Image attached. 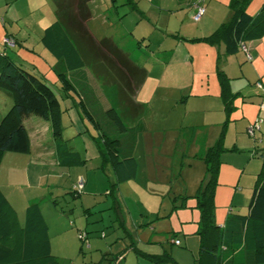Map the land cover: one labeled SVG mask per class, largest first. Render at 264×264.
Masks as SVG:
<instances>
[{
    "label": "rangeland",
    "instance_id": "obj_1",
    "mask_svg": "<svg viewBox=\"0 0 264 264\" xmlns=\"http://www.w3.org/2000/svg\"><path fill=\"white\" fill-rule=\"evenodd\" d=\"M191 1L192 0H90L89 2V10L92 18L87 22V27L91 34H93V37L98 41L103 38L110 39L112 37L117 47L123 49L136 65L146 70L147 75L145 82L138 91L141 101L146 102L147 111L142 116L146 126V132L140 136L134 154V158L142 170L140 178H137V182L139 183L138 188L142 187L145 191L148 189L147 192L151 194L159 193L162 197L149 198L147 196H142L141 198L139 192L138 194L133 192L136 190L133 185H131L132 187L126 185L120 192L122 197V201L121 199L118 200L121 202L120 205L113 203L111 197H109V206H111V208L101 211L100 209L103 206L101 201H103L105 197L101 195L103 193L101 192L102 187L98 188V191L101 193L97 196H91L87 192H83L82 189H79L77 186V179L79 177L75 179L76 172H80V170H74V174L71 177L67 176L65 179L67 188H65L63 192L64 197L60 198L61 194L57 199L58 205L62 208L64 213L62 214L60 209L57 210L53 208V203L49 199H46L40 204L42 214L48 226L51 252L62 264H91L97 262L102 253H119L129 242V237L126 236L127 232H124L123 225H121V219L125 221V228L127 231L132 232L134 231V227L131 226L132 218L139 223L145 224V229L143 231L140 230L143 236L142 242H137L138 246L143 249L142 251L153 253L159 250V254H161L163 250H166L170 252L171 255L172 252L178 253L180 260L193 259V242L191 241L198 240V237L196 231L193 233L190 231L197 229V220L193 217V214L195 212L198 216V211L193 208L194 199L191 197L204 177L205 166L201 157H203L206 148L201 147V155L199 153L198 156L199 159L193 155L197 153L196 151L202 142L206 141L209 143L210 141L211 143L212 141L213 143L214 139H218L222 131L223 140L226 139L225 142L230 146V143H233L231 136L234 134L231 129V126L233 127L232 124H240L244 122L243 120L247 117L245 116V118L241 119L242 111L238 106H236L235 111H233L230 116L231 118H238L235 122L228 121V123L223 124V121H225L224 114V119L219 122V118H215L214 114L211 113V122L207 123L209 126L205 131L201 128L194 129L192 136H187L185 138L187 142H191V144L187 145L177 139L181 126L184 128L188 125L199 124L201 120L200 113H196L200 106L199 98H197L199 95L194 97L198 91L196 87L198 75H192L191 82L194 83V88L188 98L186 106L185 103L181 102V85L189 80L188 75L190 70L192 69L194 71L205 68V65L198 64L201 60L199 61V58L196 57L200 56L204 59L203 46L200 45L197 47L196 45L198 43L190 42V40L195 39L193 37L198 35L201 31L199 23L194 21L190 22L186 19L185 23L182 25L185 17L190 18ZM206 1L207 5L211 4L209 8H207V6L204 7L208 11L207 13L210 18L216 17L217 12H221V10L225 12V8H227L226 5H228V0ZM252 2L253 0L247 7L251 6ZM42 10L46 13L48 11L44 8H42ZM183 38L188 40V42H186L188 47L187 52H189L190 57L194 58V65L191 69L186 63L181 64V52L178 56H169L173 51L176 54L179 52L177 49L179 46L174 47V45L179 43V40ZM4 39L2 40L3 45L1 44V48L5 50L8 55L14 57V53L18 49H15V45L10 47L6 46L4 44ZM171 50L172 52L170 53L169 51ZM37 53H40L38 49H36V55ZM44 57L37 55L36 61L40 59L46 66V71L42 67L43 72L46 73L45 76L52 85L51 82L56 80L57 77L52 69L47 72V68H50L48 64L54 65L55 63H50L48 61L51 59L48 54ZM28 63L35 64L36 62ZM39 65L41 67V63H39ZM193 71L192 74L194 73ZM205 80L206 79H204V82ZM241 81L243 80H234L233 84ZM261 81L262 83L264 82V76ZM254 82H252V86L257 84V82ZM99 84L101 86L104 85L102 82H99ZM259 95L261 97L263 96L261 93ZM57 98L59 102L62 103L60 95H57ZM8 100L10 101V99ZM258 100L260 104L257 102L256 104L255 102L248 103L246 105L247 108L252 109V106H254L258 112L261 103L264 102L261 98ZM115 103H117V100ZM9 106L10 104L5 106L4 102H0V111H7ZM61 107L63 109V104ZM72 110L73 108L68 109V111ZM74 111L75 110H73L72 113ZM215 115L219 116V114ZM220 116H222V114H220ZM61 118L63 129L62 138L64 140L69 138L66 142L68 148L79 151L82 150L79 154L81 157H83L84 153L82 142L88 141L90 143V141H92L95 144L91 135L95 136L97 141H102L100 138H97L95 130L87 120L83 123L77 115L75 121L77 125L80 126L81 131H86L85 126L88 128V132H82V136L77 139L78 137H73L72 133L75 132V128L71 126L72 124L66 112L63 113ZM256 120L257 118L254 119L253 122ZM32 121L33 120H26V127L32 124ZM41 122H43V120H41ZM212 123L214 125H212ZM96 149L98 153V148L96 147ZM6 155L8 156L6 158H9L11 155L25 157L24 154L17 153H7ZM231 156L232 155L222 156L221 160L228 161L230 160L229 158H234ZM6 158L3 171L0 173L1 179L6 171ZM32 163L35 164L33 159ZM85 167L86 166H77L76 168L84 169ZM47 170L48 167L41 169L43 175L41 188L43 192L47 189V185L52 182L48 179L49 174ZM91 171L87 174L89 178L93 176ZM105 179L107 188L112 189V186H110L108 182H114V177L112 176V179L109 180L105 175ZM146 180L149 181L148 188L145 186V183H147ZM252 181L253 186L255 181L254 177H252ZM71 187L81 194H72ZM27 192L28 191H25V193ZM184 196L188 198L183 200ZM139 200L146 202L143 205V202ZM147 202L153 205L155 211L158 210L161 204L159 214H150L146 211ZM36 203H38V201ZM88 203H91L94 207L85 210L84 208L87 207L86 205ZM108 215H110L111 218H109ZM102 216L103 221L100 220ZM87 218V240L82 242L77 236L76 229L79 228L80 225L84 227V220ZM73 223H75L74 226H72ZM151 224L153 226L150 230H147V227ZM83 234H85V232H82V235ZM149 234L154 236L150 242L148 241ZM131 235L134 234L131 233ZM174 235L182 242L180 248L171 244V239ZM156 238H158V240H156ZM135 239L136 236H132V240L136 241L137 239ZM121 264L152 263L136 257L134 253L127 251L124 254V259Z\"/></svg>",
    "mask_w": 264,
    "mask_h": 264
},
{
    "label": "trees",
    "instance_id": "obj_2",
    "mask_svg": "<svg viewBox=\"0 0 264 264\" xmlns=\"http://www.w3.org/2000/svg\"><path fill=\"white\" fill-rule=\"evenodd\" d=\"M251 1L228 0L229 19L221 23L209 36L190 41L216 47L222 45L225 56L241 51L245 55V61L251 62L248 43L264 37V1L252 15L246 11ZM54 2L55 21L43 31L40 42L55 59L58 89L64 94L69 91L77 93L68 74L72 70L86 67L104 85L115 86L118 111L93 106L92 102L93 99L96 101V97L91 88V93L80 92L76 105L80 113L99 132L102 143L117 145L115 151L113 150L115 157H120L122 161L130 160L137 135L146 131L142 122L129 126V123L140 117L144 111L143 106L136 103L133 97L145 80L146 71L136 65L111 39L103 38L98 41L92 36L87 28V22L91 19L88 8L90 0ZM194 4L197 10L203 9V16L204 0H194ZM200 18L194 19L195 22ZM15 43L14 41V45ZM221 64L219 55L216 58L215 72L226 124L234 111L233 102L238 94L230 91L229 78L222 71ZM257 83L264 86V82L260 80ZM259 89L264 94V90ZM0 92L11 101L10 107L0 117V164L5 153L29 152V138L23 125V120L29 116H36L49 124L51 139L59 158L69 155L72 161H77L75 155L68 152L62 139V109L55 90L43 76L17 62L4 51H0ZM259 121L258 118L249 128L250 134L256 130L255 126ZM122 132L123 137L120 136ZM223 141L222 131L215 143L201 157L205 166L204 177L191 197L194 199L195 209L199 212L196 230L199 245L195 264H221L222 250L233 251L237 248L243 251L244 263L264 264V148L252 153L261 164L251 190L246 214L229 217L220 228L215 223L213 198L221 154L225 150ZM71 193L81 194L75 190ZM186 198L188 197L184 196L183 200ZM80 234L82 232L78 233ZM83 235V239H79L85 242L87 233ZM175 241L178 244H175ZM172 243L175 246L180 244L179 240H173ZM136 245V241L129 240L128 245L119 253H103L97 262L91 264H121L127 251L153 264H177L166 250L159 255H149L141 252ZM0 264H62L51 252L48 226L39 205H27L23 223L19 224L15 209L1 190Z\"/></svg>",
    "mask_w": 264,
    "mask_h": 264
},
{
    "label": "crops",
    "instance_id": "obj_3",
    "mask_svg": "<svg viewBox=\"0 0 264 264\" xmlns=\"http://www.w3.org/2000/svg\"><path fill=\"white\" fill-rule=\"evenodd\" d=\"M204 1L205 2L203 4V7L207 6V8H209L211 4L207 5V1ZM263 1L264 0H253L251 6L247 7L246 11L251 15L254 14L258 11L260 4H262ZM191 4L192 7L190 8V18L185 17L182 22V25L185 23L186 19H188L190 22H195L193 16L196 14L197 9L194 4V0L191 1ZM42 8L48 10L47 13L44 12ZM207 12L208 11L205 8L204 15L200 18L199 21H197L201 27V31L198 33V35H195V37H193L195 39L209 36L221 23L227 21L230 17L228 7L225 8V12L224 10H221V12H217V16L214 18H210ZM54 21V0H0V51H4L6 53V51L1 48V44L3 45L2 40L5 37H10L16 42L15 49H18L14 53V59L23 65L26 64L27 66H29L28 68L32 69L35 73L43 76L47 80L45 76L46 73L43 72V68L46 71V66L42 63L40 59H37V61L41 63L40 67L39 63L36 61V56L39 55L44 57L48 54L51 58L48 61L50 63L54 62L55 64H48L50 68H47V72L52 69L54 74L56 75L55 59L50 56V54L44 49L40 42L43 31ZM110 39L114 42V39L112 37ZM186 42H188L186 38L179 40V43L174 45V47L179 46L177 48L179 52L176 54L173 51V53L169 56H178L181 52V64L186 63L191 69L194 65V58L190 57L189 52H187L188 47ZM200 45L203 46L202 50L204 52V59H202L200 56L196 57L199 58V61L201 60L198 64L205 65V68L194 71L192 69L190 70V73L188 75L189 80L186 81L183 85H181V102L185 103L186 106L188 98L190 97V94L193 92L194 88V83L191 82L192 75H198L196 85L198 91L194 97L199 95V97L197 98H199L200 106L196 113H200L201 120L199 121V124L188 125L184 128L181 126V130L179 131V134L177 136L178 141L186 143L187 145L191 144V142L188 143L185 138L187 136H192V132H194V129L201 128L205 131L206 128L209 126L207 125V123L211 122V113L214 114L215 118H219V122L224 119V111L222 108V103L219 99V85L215 72L216 58L219 55L221 57L222 62V71L229 78L230 91L234 94H238L237 98L233 102L234 111L236 109V106H238L242 111L241 119L245 118V116L247 117L245 120H243L244 122L240 124H232L235 128L234 129L231 126L232 132H234V134L231 136L233 143L231 142V145L229 146L227 145L228 143L225 142L226 139L223 142L225 150L221 154V158L222 156L225 157V155H232L231 157L234 158H229L230 160L228 161L221 160V165L217 176V186L214 192L213 202L215 208V223L218 225V227L222 228L229 217L233 215L246 214L252 190L251 188L253 187L252 177L256 179V175L260 169V160L256 157H253L252 153L255 151H260L264 148V110L260 109L257 112L254 106H252V109H249L246 105L252 102H255V104L256 102L259 103V98L264 101V94L260 91L259 88L256 87V85L252 86V82H257L258 80L261 81L262 77L264 76V37L259 40L248 43V47L250 49L252 57V61L247 62L249 64L246 63L245 55L241 51L231 56H225L223 52L224 48L222 45L216 47L209 46L204 43H198L196 46L198 47ZM36 49H38L40 52L37 53V55ZM169 52L171 53L172 50ZM28 62L36 63L32 64ZM192 71L194 72L193 74ZM68 75L72 80L77 93L69 91L64 94L63 92L59 91V84L57 82V79L53 80V82L50 81L52 85L50 83L49 84L55 89L56 94L60 95L61 97L62 103H60V106L63 104V109L61 107V117L63 113L66 112V115L68 116L69 121L72 124L71 126L75 128V132L72 133L73 137H78L77 139H79L80 136H82V132H88V128L86 126V131H81L80 126H78L75 121V119H77V115L80 117L79 119L83 123L86 120V118L83 116V114L80 113V110L76 105L78 101L77 97L81 95L80 92L88 94L91 88L94 96L96 97V101L93 99V106H99L103 110L115 109L116 111H118V101L117 103H115L118 96L117 89L115 88V86L111 85L101 86L99 84L100 81L93 76V74L87 67L81 68L79 70H72V72H69ZM204 79H206L205 82ZM237 79L243 81L239 83L235 82V84H233L234 80ZM144 82L145 80L142 84H144ZM77 86L79 88H77ZM139 89L136 91L133 100L136 103L141 104L144 108V111L140 117L136 118L133 122H130L129 126H134L138 122H142L145 126L142 116L147 111V107L146 102L141 101L140 99V93H138ZM260 93L263 95L262 97L259 95ZM8 99L9 98H7L4 94L0 92V102H4L5 106H8L9 104L11 105V102ZM70 108H73V110L75 111L73 113V110L68 111V109ZM3 112L4 111L2 110L0 111V117ZM215 114H219V116ZM220 114H222V116H220ZM231 115L232 113L230 114V116ZM230 116L228 118L229 122L237 121L238 118H231ZM256 118H259L261 120L259 123V129H256L253 134H250L249 128L254 124L255 121L253 122V120ZM26 120H33L31 122L32 124H29L28 127H26ZM41 120L36 116H29L23 120V125L27 131V135L29 138V152L24 154L25 157L11 155L9 158H6L8 156L6 155L7 153H5L0 165L1 173L3 171L4 161L6 158V171L4 172L5 174L2 179L0 174V190L6 197V199L9 201L11 206L15 209L19 224L23 223L24 210L26 206L32 203H36L37 201V204L40 207V204L42 202H44L46 199H49L53 203V208L57 210L60 209V212L63 214L64 211L62 210V208L59 207L57 199L58 197H60L61 194L62 195L60 198L64 197L63 192L65 191V188H67V183L65 182V179L67 176L71 177L74 174V170H80V172H76L75 179L77 177H79L78 179H83V192H87L91 196H97L99 193L103 192L101 195H104L105 197L104 200L101 201L103 203V206L100 209L101 211L109 210L111 208V206H109V197H111L113 203L120 205L121 202L118 201L119 199H121L122 201L120 192L121 189H123V187L126 185H130V187H132L131 185H133V187H135L136 189L133 192H136L137 194L139 192L141 198L142 196H147L149 198L162 197L159 193L151 194L147 192L148 189L147 191H145V189H143L142 187L138 188L139 183L137 182V178H140L142 170L138 166V162L135 160L134 154L136 152L140 136L146 131L142 134L137 135L136 144L134 146L133 154L130 160L122 161L120 157H115L116 153H113V150L115 151V148L117 147L116 144L105 145L104 143L97 141V139H95V136L91 135V138L94 139L95 144L92 141H90V143L88 141L82 142V145L84 147L83 157L79 155L82 150L79 151L73 150L72 148L70 149L67 147L66 144L68 152L74 154L77 158V161L75 162L71 160L72 158L69 155H63L59 158L56 147L51 139L49 124L44 120L43 122H41ZM224 122L225 121H223V124ZM212 125L214 124L212 123ZM91 127L94 129L92 125ZM95 132L97 134V138L99 139V132H97L96 130ZM123 135L124 132L120 133L121 137H123ZM216 139H214L213 143L216 141ZM68 140L69 138L65 139V143ZM213 143L212 141L211 143L210 141L209 143H207L206 141L202 142L198 150L196 151L197 153H195V155L193 156L198 158L199 153L201 155V147L206 148L204 151L205 154L206 150L211 147ZM96 147L98 148V153L96 151ZM32 159L34 160L35 164L32 163ZM77 166L86 167L84 169H77ZM45 167H48V179H50L52 182L47 185V189L43 192V189L41 188V182L43 177L41 169ZM90 171L93 173V176L91 178H89V176L87 175ZM105 175L108 177L109 180L112 179V176L114 177V182H108L110 186H112V189L107 188ZM146 181L147 183H145V186L147 187L149 181ZM99 187H102L101 192L98 191ZM71 190L73 191L72 187ZM25 191L28 192L25 193ZM141 202H143L142 204L144 205L146 201ZM86 206L87 207L84 208L85 210H89L94 207L91 205V203H88ZM160 206L161 204L159 205V208ZM194 206L193 208L195 209ZM146 208V211H148L150 214H159V208L157 211H155L153 205H150L148 202L146 204ZM40 211L42 213L41 207ZM194 214L193 217L198 221L199 212L198 216L195 212ZM108 217L111 218L110 215H108ZM87 220L88 218L84 220L85 225H83L82 223L84 227L78 225L79 228L76 229L78 238L79 232L87 233ZM100 220L103 221V216L100 217ZM131 222V226L134 227V231L129 232L125 228V221L121 219V225H123L124 232H127L126 236L129 237L128 239L133 242L132 236L134 237L135 235L137 239H135L137 248L141 252H144L142 251L143 249L138 246V243L142 242L141 240L143 236L140 232L145 229V224L139 223L133 218ZM74 224L75 223H73L72 226H74ZM152 226V224L148 226L147 230H150ZM196 230H192L190 232L193 233ZM131 233L134 235H131ZM153 238L154 236H152V234H149L148 241H152ZM156 240H158V238H156ZM171 240L173 241L178 239L176 238V235H174ZM172 241L171 244L175 246ZM179 242L180 244L175 247L180 248L182 242ZM191 242H193V259L180 260L179 254L176 252H172L171 256L177 264H195V259L198 251L197 245L199 244V240H193ZM144 253L149 255H159V250L153 253ZM221 253L223 254V261L221 262V264H246L243 262V251L240 248H237L233 251H229V249H223Z\"/></svg>",
    "mask_w": 264,
    "mask_h": 264
},
{
    "label": "built area",
    "instance_id": "obj_4",
    "mask_svg": "<svg viewBox=\"0 0 264 264\" xmlns=\"http://www.w3.org/2000/svg\"><path fill=\"white\" fill-rule=\"evenodd\" d=\"M203 12H204L203 9H200V8H199V9L197 10V13H196L194 19H195V20H198V19L202 16ZM4 44H5L6 46H9V47H10V46H14V41H13L12 39H10V38H5V39H4ZM247 57H248V56H247ZM257 87H258V88H262V89L264 90V86H262L260 83H257ZM260 109H261V110H264V103H262V104L260 105ZM260 121H261V120H260ZM260 121H259V122H260ZM259 122L256 123V124H257V125L255 126L256 129H258V123H259ZM77 186H78L79 189H82V186H83V180H82V178H80V179L78 180V182H77ZM83 237H84V235H82V234L79 235V238H80V239H83ZM175 244H178V242L175 241Z\"/></svg>",
    "mask_w": 264,
    "mask_h": 264
},
{
    "label": "clouds",
    "instance_id": "obj_5",
    "mask_svg": "<svg viewBox=\"0 0 264 264\" xmlns=\"http://www.w3.org/2000/svg\"><path fill=\"white\" fill-rule=\"evenodd\" d=\"M79 180V179H78ZM83 180V179H82ZM83 187V186H82Z\"/></svg>",
    "mask_w": 264,
    "mask_h": 264
}]
</instances>
